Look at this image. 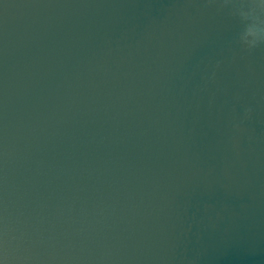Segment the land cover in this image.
Masks as SVG:
<instances>
[{
	"label": "water",
	"instance_id": "95a60500",
	"mask_svg": "<svg viewBox=\"0 0 264 264\" xmlns=\"http://www.w3.org/2000/svg\"><path fill=\"white\" fill-rule=\"evenodd\" d=\"M0 264H264V0H0Z\"/></svg>",
	"mask_w": 264,
	"mask_h": 264
}]
</instances>
